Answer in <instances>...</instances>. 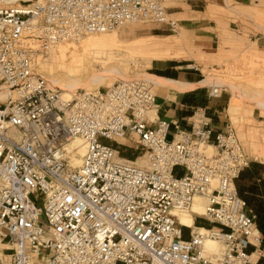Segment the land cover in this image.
Here are the masks:
<instances>
[{"label": "built area", "instance_id": "built-area-1", "mask_svg": "<svg viewBox=\"0 0 264 264\" xmlns=\"http://www.w3.org/2000/svg\"><path fill=\"white\" fill-rule=\"evenodd\" d=\"M137 20L179 25L161 0H0V264H256L250 243L264 255L235 186L251 157L231 122L199 112L167 138L146 78L65 97L36 69L58 42ZM195 196L204 210L189 225L177 212Z\"/></svg>", "mask_w": 264, "mask_h": 264}, {"label": "rangeland", "instance_id": "rangeland-1", "mask_svg": "<svg viewBox=\"0 0 264 264\" xmlns=\"http://www.w3.org/2000/svg\"><path fill=\"white\" fill-rule=\"evenodd\" d=\"M196 1V7L198 6L199 8L200 6L198 10L187 12V14H170L179 21L176 32L154 29L151 27L153 23L149 21L137 20L127 22L108 31L113 33L93 34L84 41H67L60 43L62 45H57H60V47H58L57 51L53 53V56L51 49L52 47L55 49L57 46H52L40 57V60L48 59L46 60L47 63L44 62V65L41 66H38L37 64L36 69L38 72L46 76L49 75L50 70L56 74L61 72L59 69L61 68V70H63L62 67L64 66L61 64V56L63 59L67 60L76 53L75 51L81 53L82 51L80 48L82 47V44H84L86 40L98 36L109 39L116 32L121 40L125 42L128 41L130 44H135L138 42L136 41L137 39H134L135 37L148 36L153 33L170 34V39L168 41H171V43L166 41L170 47L174 46L176 40L179 41V43L172 48L177 56H190L194 58L195 63H197L202 70V73L198 75L200 78L207 76L211 82H215L216 85L219 86L218 88L220 92L222 91L227 94L230 102L232 98L237 99L239 109L234 114L230 113L231 117L229 118V122L235 127L245 150L250 157H252L254 155L250 150L252 144H256L258 147L259 145L264 147V51L262 49L259 50L257 46L252 43V40H254L256 36H264V0ZM161 2L165 6L170 4L168 0H161ZM209 5L212 7V12L208 14L206 13V10ZM167 10L170 11V8H167ZM185 17H203V21H207L213 25V29L215 30L219 41L217 47L213 49L212 53L200 57L194 54L197 53V50L199 49L193 37L187 35L186 32L183 31L181 18ZM223 37H227L226 42L223 41ZM124 52L125 51H122V53ZM133 54H135V56L124 57V63L121 64V69L123 70L122 74L116 71L108 78L110 85L121 78H147L145 74H150L149 71H153L154 68L151 67L152 57H149V55L142 52H133ZM48 62L55 64V66H49ZM86 64L97 65V67H92L90 73L92 79L96 78L99 74H103L102 68L92 57L88 56L86 58ZM191 69L193 68L191 67ZM119 74L122 76H119ZM46 78L48 79V77ZM78 78L81 81L90 82L86 79L87 77L80 78V76H78ZM55 79L56 77L50 78L52 83H54ZM79 82L80 81L77 82L76 80L74 83L77 84L75 86L76 89L82 87L80 85L82 82ZM54 84L58 87H63V85H58L57 83ZM104 86L107 85L100 84L98 87L102 88ZM235 88L242 90L244 94L241 93L240 96H238L239 92L236 94L237 92L234 91ZM243 125L249 130L248 134L240 131V127H243ZM171 134L172 128L169 129L167 138H169ZM103 141L112 143L120 149H124L123 144H117L114 141L105 139H103ZM259 148L260 149L256 148V150H260L261 152V149L263 148ZM208 150L211 152V147H209ZM137 152L138 150L127 146L121 154L125 157L134 159ZM182 172V166L176 165L174 167L175 174L178 175ZM199 199L203 202L202 197H199ZM39 203L41 202L39 201ZM196 222L203 225L210 224L204 218H198ZM183 234L184 236L188 235L187 228H184Z\"/></svg>", "mask_w": 264, "mask_h": 264}, {"label": "crops", "instance_id": "crops-1", "mask_svg": "<svg viewBox=\"0 0 264 264\" xmlns=\"http://www.w3.org/2000/svg\"><path fill=\"white\" fill-rule=\"evenodd\" d=\"M168 1L170 4L166 6V9L170 8V11L167 10L170 14H187V12L195 11L200 8V6L199 8L198 6L196 7V0ZM211 8V5H209L206 13L209 14L212 12ZM203 19V17L181 18L183 31L195 40L199 50L194 54L199 57L212 53L219 41L213 29V25L207 21H203ZM151 27L158 30H170L167 26L158 23H153ZM117 36L120 42L129 43L128 41L125 42L121 40L118 34ZM169 36L170 34L153 33L148 36L135 37L134 39L142 40L154 38L167 40V42H169ZM223 41L226 42L227 37H223ZM228 41L230 42L229 39ZM169 43H171V41ZM178 43L179 41L176 40L175 44H173L175 46ZM252 43H254L259 50L262 49L264 51V36H256L255 39L252 40ZM174 46H171V48H174ZM171 51L172 53L170 55L152 57L151 67L154 69L153 71H149L150 74H145L157 76L158 78L156 82H153L156 84L153 91L155 93L157 115L160 118L169 120L171 122L170 128L173 129L172 122L175 121L186 128L189 127L191 120L197 113L203 112L215 129L223 128L225 124L230 121V113L234 114L239 109L237 99L232 98L230 102L227 94L222 91L215 95L211 94L212 84L210 83L214 85H216V83L211 82L207 76L204 78L198 76L202 73V70L198 64L195 63V59L190 56H177L174 50L171 49ZM61 64L64 65L62 67L63 70H61V68L59 69L61 72L56 74L50 70L47 77L57 78L61 74L67 73V69H70V73L75 76H80V78L89 77L92 79L90 77L92 67H97V65L85 63V66L70 68L65 62H61ZM41 65H44V63L40 64V66ZM48 65L51 67L55 66L53 63H48ZM191 67L193 69H191ZM0 97L3 99L5 95L0 94ZM240 131L248 134L249 130L243 125V127H240ZM249 135L252 136L251 134ZM259 147L264 149L261 145H259ZM259 147L256 144H252L250 147L254 155H251L252 157L249 164L240 171L238 177L235 179V186L238 194L245 199L246 208L255 214V225L262 235L260 247L264 249V153L261 154L259 153L260 150H256V148L260 149ZM195 218L198 219L202 217L196 215ZM247 249L252 253V258L256 264H264V255L254 251L253 244L250 243Z\"/></svg>", "mask_w": 264, "mask_h": 264}, {"label": "bare ground", "instance_id": "bare-ground-1", "mask_svg": "<svg viewBox=\"0 0 264 264\" xmlns=\"http://www.w3.org/2000/svg\"><path fill=\"white\" fill-rule=\"evenodd\" d=\"M9 1H12V0H9ZM99 33H113V32H108V31L88 32L77 38L58 42L55 46H57L60 43L67 42V41H84L90 35L99 34ZM136 41L138 42H136L135 44H130V42L129 43L120 42L116 32L109 39L98 36L90 40H86L84 44H82V47L80 48V50L82 51L81 53L79 52L77 53V51H75L76 53L73 54L67 60L63 59L61 56V61L69 65L68 67L70 68L72 67L79 68V67L85 66L86 58L90 56L102 68L103 74L101 75L99 74L96 78L91 79V80L89 77H87L86 79L89 80L90 82H84V81L79 80L78 76H75L72 73H70V69H67L68 72L63 73L59 77H57L54 83H57L58 85H63V87L59 86V88L62 90L63 96L70 97L73 90H76L75 86L77 84H74L76 80L77 82L78 81L82 82L80 85L85 89H95L100 84L110 85L108 82V78L111 77V74L116 71H118L120 74L123 73V70L121 69V66H122L121 64L124 63V57L125 56H131V57L135 56L133 52H142L146 55H149V57H162V56L170 55L172 53L171 51L172 48L166 42L167 40L149 38V39H142V40H136ZM60 45L57 46L55 49L52 47L51 49L52 56H53V53L57 51L58 47H60ZM61 47H64V46H61ZM122 51H125V52L122 53ZM46 60L45 59L40 60L39 58L37 61L38 66H40V64H43L44 62L47 63ZM48 63H51V62H48ZM120 74L119 76H122ZM43 76H46V75H43ZM146 76L148 78L146 79L150 82L153 88H155L156 85L153 82L154 81L156 82V80L158 79L157 76H152V75H146ZM48 79L50 80L49 77ZM0 88H1L0 94L5 95L6 97L9 90L3 87L2 85H0ZM234 91L237 92L236 94H238L239 92L238 96H240L241 93L244 94L243 91L238 88H235ZM152 112L153 110H150V114H152ZM261 150L262 151L259 153L263 154L264 149H261ZM199 197L200 196L194 197L191 209L177 212L181 222L191 225L193 223V216H192L191 211H194L200 214L203 213L204 203L199 199ZM204 244H205V249L208 251L218 252L221 250L220 244L215 240L208 239L204 242Z\"/></svg>", "mask_w": 264, "mask_h": 264}]
</instances>
